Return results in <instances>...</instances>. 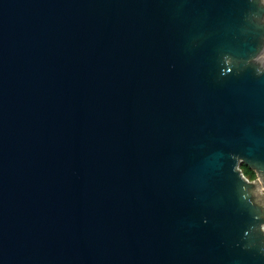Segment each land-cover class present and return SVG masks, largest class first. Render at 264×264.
<instances>
[{
    "label": "water",
    "instance_id": "obj_1",
    "mask_svg": "<svg viewBox=\"0 0 264 264\" xmlns=\"http://www.w3.org/2000/svg\"><path fill=\"white\" fill-rule=\"evenodd\" d=\"M261 187L264 0H0V264H264Z\"/></svg>",
    "mask_w": 264,
    "mask_h": 264
},
{
    "label": "trees",
    "instance_id": "obj_2",
    "mask_svg": "<svg viewBox=\"0 0 264 264\" xmlns=\"http://www.w3.org/2000/svg\"><path fill=\"white\" fill-rule=\"evenodd\" d=\"M241 168L244 172V174L251 180H253L256 177V173L255 171H253L252 169H250L248 166H246L245 164L241 165Z\"/></svg>",
    "mask_w": 264,
    "mask_h": 264
},
{
    "label": "rangeland",
    "instance_id": "obj_3",
    "mask_svg": "<svg viewBox=\"0 0 264 264\" xmlns=\"http://www.w3.org/2000/svg\"><path fill=\"white\" fill-rule=\"evenodd\" d=\"M256 173V172H255ZM256 179H258V176H257V174H256V177L253 179V180H256ZM251 180V179H250ZM260 191H261V193H263L264 194V188H260Z\"/></svg>",
    "mask_w": 264,
    "mask_h": 264
},
{
    "label": "clouds",
    "instance_id": "obj_4",
    "mask_svg": "<svg viewBox=\"0 0 264 264\" xmlns=\"http://www.w3.org/2000/svg\"><path fill=\"white\" fill-rule=\"evenodd\" d=\"M262 228H264V226H262Z\"/></svg>",
    "mask_w": 264,
    "mask_h": 264
}]
</instances>
